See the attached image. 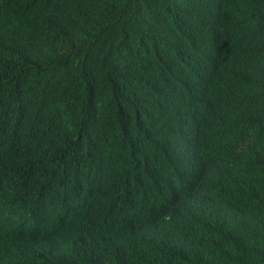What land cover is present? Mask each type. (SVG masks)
I'll return each mask as SVG.
<instances>
[{
  "label": "trees",
  "instance_id": "trees-1",
  "mask_svg": "<svg viewBox=\"0 0 264 264\" xmlns=\"http://www.w3.org/2000/svg\"><path fill=\"white\" fill-rule=\"evenodd\" d=\"M0 264H264V0H0Z\"/></svg>",
  "mask_w": 264,
  "mask_h": 264
}]
</instances>
